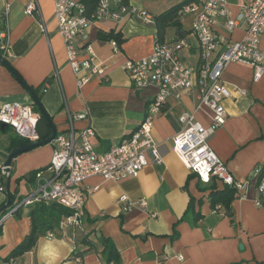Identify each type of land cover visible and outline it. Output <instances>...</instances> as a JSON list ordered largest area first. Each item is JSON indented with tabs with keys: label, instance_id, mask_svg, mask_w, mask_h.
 <instances>
[{
	"label": "crops",
	"instance_id": "1",
	"mask_svg": "<svg viewBox=\"0 0 264 264\" xmlns=\"http://www.w3.org/2000/svg\"><path fill=\"white\" fill-rule=\"evenodd\" d=\"M31 1L0 0V17L5 16L9 41L8 62L28 86L41 87V102L58 133L68 128V111L88 112L95 133L94 147L99 152L108 151L139 127L157 92L153 86L135 89L122 69L128 59L141 60L153 54L156 25L132 17L122 23L105 22L87 27L76 39L80 60L85 61L87 47H91L98 60L105 63L109 81L93 78L78 88L55 22L56 0H36L41 8L40 19L26 13ZM77 1L83 3V0ZM187 1L130 0L129 5L154 17ZM246 1L231 0L232 17ZM180 19L185 38L191 44L182 58L188 67L197 68L200 51L192 33L193 16L181 14ZM225 28L224 21L214 27L219 50L245 37L244 29L228 32ZM99 33L119 34L122 38L119 53H114L109 41L100 40ZM176 40V30L168 29L167 43ZM261 49L264 51V36ZM253 74L252 68L240 64L226 68L222 79L232 92L225 102L227 121L211 140V147L235 179L250 181L246 194L233 202L232 217L224 209L217 212L211 209L209 192L200 191L199 187L204 185L173 152V139L183 130L181 115L195 111L194 99L185 94L180 101L170 99L155 121L154 136L163 155L161 164L150 162L138 177L118 182L101 177L88 179L84 188L97 190L87 197L84 215L98 222L92 228L84 225L78 230L63 229L53 239L42 237L31 252L13 264H75L70 258L76 250L80 231L92 229L112 240L122 255L123 264H264V196L260 198L257 188L264 166V75L254 83ZM235 87L244 89L247 95L240 96ZM10 102L34 105L22 83L0 63V105ZM195 115L203 125L210 124L211 113L207 108ZM86 125V121H77L74 126L82 129ZM53 149L50 144L14 159L10 175L3 183L14 197L15 205L33 191L30 174L49 165ZM121 197L128 200L121 203ZM190 197L203 201L200 208L203 219L195 226L182 220ZM143 199L144 208L136 205L127 209L129 204ZM5 201L6 194L0 195V205ZM30 212L31 207H23L20 218L14 215L3 223L1 259L23 242L30 231ZM175 233L177 237L173 240ZM82 264L103 262L91 253Z\"/></svg>",
	"mask_w": 264,
	"mask_h": 264
},
{
	"label": "built area",
	"instance_id": "2",
	"mask_svg": "<svg viewBox=\"0 0 264 264\" xmlns=\"http://www.w3.org/2000/svg\"><path fill=\"white\" fill-rule=\"evenodd\" d=\"M231 0H188L181 9L182 15H192V33L200 51V63L190 68L182 58V53L191 48L186 38L167 43L155 42L151 56L141 60L128 59L122 69L130 77L135 89L156 87V94L149 103L145 117L139 127L126 139L114 144L108 151L99 152L92 143L95 136L88 112H67L68 128L57 134L52 142L54 147L49 165L35 173L32 190L20 203L0 217V227L12 218L21 207H32L37 203H57L72 212L61 223V229L80 228L84 216L87 197L97 188H84V183L92 177L107 181H122L136 178L150 164H161L163 155L154 136V124L170 99L180 101L183 95L194 99L195 111L185 112L180 117L183 130L173 139V152L191 173L203 184L214 180L221 186L233 187L239 197L246 194L249 180L240 181L230 172L226 163L216 155L211 140L227 121L225 102L231 98L230 87L223 82V74L231 64H240L253 69V82L264 75V51L261 40L264 36V0H247L239 7L235 17L230 13ZM85 4L77 0H56L55 22L61 37L67 64L71 68L78 88L90 83L93 78L109 81L104 62L98 60L91 47H87V58L80 60L76 39L89 26L105 22L122 23L128 18L138 17L146 24L155 20L145 10L130 5H122L121 0H98L95 10L87 16ZM41 8L36 0L31 1L26 13L41 17ZM224 21L228 32L244 29L243 40L229 44L224 50L218 49L214 27ZM114 53L120 51L116 40L110 41ZM0 49L9 56L7 32H0ZM235 91L240 96L247 92L239 87ZM33 105L16 102L0 105V124L13 129L14 134L30 143L40 140L37 126L41 116ZM207 108L211 122L203 125L195 113ZM86 121L82 129L75 128V122ZM0 157V193L5 194L3 181L9 177ZM258 195L264 196V175L260 177ZM121 197V203L127 201ZM260 200L257 202L259 206ZM138 205L146 206L143 199L129 204L127 209ZM221 207H217L215 212ZM55 233L46 237L53 239ZM79 261H76V264Z\"/></svg>",
	"mask_w": 264,
	"mask_h": 264
},
{
	"label": "trees",
	"instance_id": "3",
	"mask_svg": "<svg viewBox=\"0 0 264 264\" xmlns=\"http://www.w3.org/2000/svg\"><path fill=\"white\" fill-rule=\"evenodd\" d=\"M130 0H121L122 5L128 6ZM84 7H86L85 13L89 16L96 8L98 0H83ZM180 3L179 5L167 10V12H163L160 15L154 16L155 25L157 28L156 34V42L158 43H167V30L170 28H174L177 32V40L185 38V33L182 29L181 24V9L186 4ZM5 16L2 15L0 17V32H6L5 25ZM99 38L102 41H111L116 40L119 45L122 44V38L119 34L110 33L108 35H104L99 33ZM168 44V43H167ZM0 55L9 61L8 56H6L3 51L0 49ZM20 77V76H19ZM21 78V77H20ZM46 82L43 84L45 85ZM34 93L41 100L42 90L41 87L37 89H33ZM36 113L41 116L38 108L33 105L32 106ZM10 128L0 124V131L3 134H8V130ZM8 147L7 149V157L8 155L16 148L27 146L31 144L29 141L25 139H21L18 136L13 134H8ZM261 172V176L264 175V166ZM36 171L30 174V181H33ZM196 176L195 174H193ZM22 180V179H21ZM201 183V182H200ZM188 185V184H187ZM204 187H199L201 192H209L208 200L210 203V207L212 210H216L217 207H221L224 209L227 216L232 217V204L239 196L236 190L233 187L228 186H218L214 180H212L209 184H203ZM12 198V205L9 209L5 210L2 214L5 215L11 208L15 206L14 197L10 195ZM189 206L185 215L183 217V221H189L192 226H195L203 219V215L200 212V208L203 205L202 200H196L195 198L190 197ZM6 204V201L0 205V208ZM21 207L16 213L15 216L21 217ZM198 208V209H197ZM72 215V212L67 208L61 206L57 203L45 204V203H37L31 207L30 212V231L21 242L7 257L4 259L0 258V264H13L20 258H22L27 253L31 252L36 246L40 238L46 237L49 233H58L61 232V223L69 216ZM98 220H92L88 216L84 215L82 219V226L78 229H81L84 225H88L92 228ZM2 226L0 227V235ZM177 234L175 233L172 239H176ZM76 250L74 251L72 257L70 259L73 262L79 261L77 264H82L86 255L94 253L97 254L98 258H100L103 264H123V258L121 257V253L116 249L114 243L111 239L103 236L101 233H98L96 230L90 231H80V237L76 242Z\"/></svg>",
	"mask_w": 264,
	"mask_h": 264
},
{
	"label": "water",
	"instance_id": "4",
	"mask_svg": "<svg viewBox=\"0 0 264 264\" xmlns=\"http://www.w3.org/2000/svg\"><path fill=\"white\" fill-rule=\"evenodd\" d=\"M0 63L2 64V66L8 69L15 76V78H17L22 83L28 94L31 96V99L33 100V104L38 108L43 118L37 126V133L39 135L40 140L35 143H31L27 146L16 148L8 155L4 163V166L6 167L5 168L6 173L9 174L15 158H17L18 156L24 153L33 151L37 148L52 144L53 140L59 133L55 124L53 123L51 116L47 113V111L43 107L41 100L34 93V90L18 77V75L16 74L10 63L1 55H0ZM5 194H6V204L0 208V215L5 210L9 209L13 202L8 192V188Z\"/></svg>",
	"mask_w": 264,
	"mask_h": 264
},
{
	"label": "rangeland",
	"instance_id": "5",
	"mask_svg": "<svg viewBox=\"0 0 264 264\" xmlns=\"http://www.w3.org/2000/svg\"><path fill=\"white\" fill-rule=\"evenodd\" d=\"M14 131L13 129H9L8 130V134H13ZM8 134H3V133H0V156H1V159H2V162L5 163V160H6V153H7V147H8ZM6 180H7V177H6ZM0 195H2L0 193ZM1 217V215H0Z\"/></svg>",
	"mask_w": 264,
	"mask_h": 264
}]
</instances>
